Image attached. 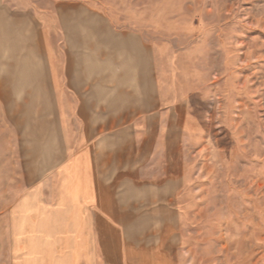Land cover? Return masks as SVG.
<instances>
[{
  "label": "rangeland",
  "instance_id": "obj_1",
  "mask_svg": "<svg viewBox=\"0 0 264 264\" xmlns=\"http://www.w3.org/2000/svg\"><path fill=\"white\" fill-rule=\"evenodd\" d=\"M12 1L35 8L41 18L43 56L42 61L37 59V23L35 29L27 23L26 65L11 63V69L25 68V75L5 79L10 86L9 95H3L10 105L9 136L2 132L0 108V210L3 193L11 192L1 185L3 171L32 165L34 150L55 145L52 134L57 128L48 102L44 43H62L65 36H98V30H67L65 16L74 17L75 11L63 7L59 12L60 7L80 6L83 12L77 18L91 25L100 22L101 10L112 16L124 14L125 21L137 24L139 35L153 47L159 72L166 73L173 85H186L189 92L188 142L183 113L173 116V122L180 121L173 129L177 134L174 165L185 166L188 177L185 188L170 185L168 211L162 212L160 201L155 200L154 219L143 224L152 235L136 239L137 251L106 254L104 261L264 264V0ZM156 74L155 65V78ZM157 110L150 119L155 135ZM144 115L145 110H139V119ZM1 213L0 264H77L81 258L92 263L91 254L79 252L42 254L29 248L19 255L17 223L12 253L8 222ZM58 243L67 245L66 239ZM99 259L101 264V255Z\"/></svg>",
  "mask_w": 264,
  "mask_h": 264
},
{
  "label": "crops",
  "instance_id": "obj_2",
  "mask_svg": "<svg viewBox=\"0 0 264 264\" xmlns=\"http://www.w3.org/2000/svg\"><path fill=\"white\" fill-rule=\"evenodd\" d=\"M63 7L75 11L74 17L65 16L67 30H98V36H65L62 43H44L55 145L34 150L32 165L3 171L1 185L11 192L3 193L0 212L8 222L12 253L17 223L19 255L29 248L42 254L79 252L91 254V264H100L99 255L101 264H108L103 255L136 252V239L152 235L143 224L153 221L155 200L162 212L168 211L170 185H187L188 169L174 165L173 129L180 121L173 122V116L183 113L188 142L189 92L186 85H173L159 72L153 47L124 14L101 10L100 22L91 25L77 18L83 12L80 6L62 5L59 12ZM34 21L39 29L37 59L42 61L43 27L35 8L0 0L3 135L10 132V105L3 96L9 95L10 86L5 79L25 75V68L11 69V63L25 67L27 23L35 29ZM155 108L156 135L150 127ZM139 110H145L140 119ZM61 239H66V246L59 245ZM77 264L87 262L81 258Z\"/></svg>",
  "mask_w": 264,
  "mask_h": 264
}]
</instances>
